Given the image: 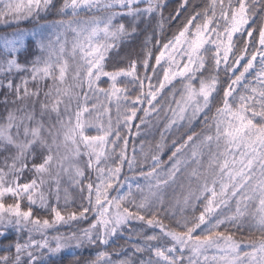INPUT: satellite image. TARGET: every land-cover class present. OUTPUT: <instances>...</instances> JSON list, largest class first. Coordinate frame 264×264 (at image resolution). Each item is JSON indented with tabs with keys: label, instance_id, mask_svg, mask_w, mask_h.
I'll return each instance as SVG.
<instances>
[{
	"label": "snow or ice",
	"instance_id": "1",
	"mask_svg": "<svg viewBox=\"0 0 264 264\" xmlns=\"http://www.w3.org/2000/svg\"><path fill=\"white\" fill-rule=\"evenodd\" d=\"M168 9L0 0V264H264V0Z\"/></svg>",
	"mask_w": 264,
	"mask_h": 264
},
{
	"label": "rangeland",
	"instance_id": "2",
	"mask_svg": "<svg viewBox=\"0 0 264 264\" xmlns=\"http://www.w3.org/2000/svg\"><path fill=\"white\" fill-rule=\"evenodd\" d=\"M167 3L169 4V9L168 11H171L173 8H175L178 3H179V0H167ZM167 15V13H166ZM22 27H27L28 25L24 24V25H21ZM5 31H11V29H4L2 27H0V34L4 33ZM70 38V37H69ZM113 112H114V108H113ZM138 123V121L136 122ZM162 131V127H151V128H148V129H143L142 128V131H141V134L139 136H136V135H131L129 137V140H130V143H129V155L131 156L132 155V148L133 146H135V150H136V153H140V149H141V142L143 141V147H144V151L145 152H148L150 150V145H154L157 141H159L160 139V136H159V132ZM135 132V129H133V133ZM167 143H168V147H166L163 151V153L161 154V160L164 161V167L165 169H167V167L170 166V163L168 162V156L171 154V151L173 150L172 149V145H171V137L169 136L168 140H167ZM141 158H142V154H141ZM149 163H151L149 161ZM145 168V170H147V165H144L143 166ZM129 177H133L134 175H137V170H133V171H129L126 167L124 168L123 170ZM141 184H144L145 182L141 179L140 180ZM70 191V194L76 198V194L73 193L71 191V189H69ZM135 191V189H134ZM173 190L172 189H168L167 190V197L168 198H172L173 196ZM63 195V193L61 194ZM175 195H179V189L177 188L176 191H175ZM54 202V201H53ZM78 198H77V203H78ZM63 203V200H61V204ZM225 211H227V209H225ZM63 226H67V225H63ZM87 251H89L90 253H83V255L85 257H88V256H94L95 255V252L92 250V249H87Z\"/></svg>",
	"mask_w": 264,
	"mask_h": 264
},
{
	"label": "trees",
	"instance_id": "3",
	"mask_svg": "<svg viewBox=\"0 0 264 264\" xmlns=\"http://www.w3.org/2000/svg\"><path fill=\"white\" fill-rule=\"evenodd\" d=\"M196 3H202V0H196ZM88 225H87V222H84L83 224H81V225H79V227H87ZM59 228H60V231L61 232H68V231H70V229L71 228H74V227H76V225L75 224H73V225H71V226H69V225H67V226H58ZM51 234H55V233H51ZM83 253H90L89 251H87V250H85ZM216 253H215V250H209V252L208 253H206V255L209 257V264H211V257L213 256V255H215ZM202 259V258H201Z\"/></svg>",
	"mask_w": 264,
	"mask_h": 264
}]
</instances>
